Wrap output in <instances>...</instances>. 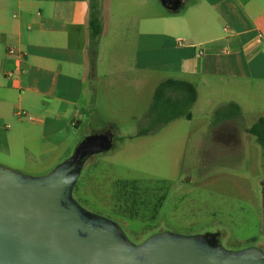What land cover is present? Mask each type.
<instances>
[{"label": "rangeland", "instance_id": "374dc122", "mask_svg": "<svg viewBox=\"0 0 264 264\" xmlns=\"http://www.w3.org/2000/svg\"><path fill=\"white\" fill-rule=\"evenodd\" d=\"M99 2L101 13L102 0ZM148 8L151 6L136 0H111L116 20L112 25L120 31H110L101 39L97 63V52L92 64L87 52L89 74L94 73L95 63L96 73L82 102L95 98L101 103L98 112L86 107L79 126H71V137L57 143L47 161L21 163L0 157V164L41 175L67 158L81 138L109 130L114 147L90 156L78 177L73 197L82 207L118 223L135 243L162 230L182 234L213 231L219 233L225 249L255 245L264 251V148L246 130L264 115V81L223 73L206 83L198 76L193 81L197 98L191 119L177 118L156 132L137 135L148 125L146 111L154 86L173 74L145 73V83L135 94L119 83L108 87L113 79H106L105 73L126 57L130 59L132 24L118 20L131 18L135 12L144 14ZM230 101L240 106L241 115L214 123L215 109ZM21 153L25 157L24 149ZM13 154L19 156L17 151ZM118 178L134 181L141 199L125 195L124 202L119 200L114 184Z\"/></svg>", "mask_w": 264, "mask_h": 264}, {"label": "crops", "instance_id": "0c3cea01", "mask_svg": "<svg viewBox=\"0 0 264 264\" xmlns=\"http://www.w3.org/2000/svg\"><path fill=\"white\" fill-rule=\"evenodd\" d=\"M136 2L151 8L118 20L132 24L131 54L106 70L113 79L108 87L119 83L137 94L145 73L160 71L193 84L223 73L264 81V0H179L175 11L161 0ZM88 14V0H0L1 158L45 162L71 137L86 107L98 112L99 101L82 98L95 78L101 39L120 30L112 25L111 0H102L89 74Z\"/></svg>", "mask_w": 264, "mask_h": 264}, {"label": "water", "instance_id": "95a60500", "mask_svg": "<svg viewBox=\"0 0 264 264\" xmlns=\"http://www.w3.org/2000/svg\"><path fill=\"white\" fill-rule=\"evenodd\" d=\"M170 11L179 0H161ZM114 147L109 130L81 138L41 175L0 164V264H264L255 245L225 249L219 233L155 232L131 241L115 221L82 207L72 191L85 161Z\"/></svg>", "mask_w": 264, "mask_h": 264}, {"label": "trees", "instance_id": "16d2710c", "mask_svg": "<svg viewBox=\"0 0 264 264\" xmlns=\"http://www.w3.org/2000/svg\"><path fill=\"white\" fill-rule=\"evenodd\" d=\"M88 4V52L90 54L92 64L97 52L98 36L101 33L102 27L99 14V0H88ZM196 98V87L190 81L171 77L159 81L154 87L151 102L148 110L146 111V117L149 121L148 125L140 128L137 135H145L156 132L162 126L177 118H184L187 120L191 119V107L196 101ZM240 113V106L236 102L230 101L215 109L213 122H218L221 119L236 118L241 115ZM112 126L114 127L113 124ZM246 130L254 137L256 143L264 148V115L259 116L250 126L246 128ZM115 140L118 139L115 138ZM114 184L119 191V200L122 202H124L123 198L125 195H130L131 200H135L133 197L134 195H137V197H140L141 199V195L136 192L134 181L131 182V180L118 178L114 181ZM129 185L130 189L126 190ZM77 188L78 179L74 185L72 194H75ZM151 234L153 233H150L149 235Z\"/></svg>", "mask_w": 264, "mask_h": 264}, {"label": "built area", "instance_id": "2783aa9c", "mask_svg": "<svg viewBox=\"0 0 264 264\" xmlns=\"http://www.w3.org/2000/svg\"><path fill=\"white\" fill-rule=\"evenodd\" d=\"M9 52H13V50H9Z\"/></svg>", "mask_w": 264, "mask_h": 264}]
</instances>
